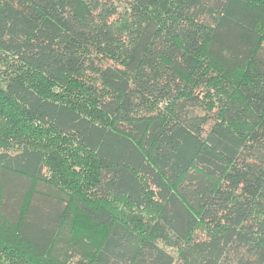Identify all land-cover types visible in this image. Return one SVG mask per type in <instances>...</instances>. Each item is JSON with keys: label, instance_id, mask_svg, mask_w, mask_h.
<instances>
[{"label": "trees", "instance_id": "trees-1", "mask_svg": "<svg viewBox=\"0 0 264 264\" xmlns=\"http://www.w3.org/2000/svg\"><path fill=\"white\" fill-rule=\"evenodd\" d=\"M0 264H264V0H0Z\"/></svg>", "mask_w": 264, "mask_h": 264}, {"label": "rangeland", "instance_id": "rangeland-1", "mask_svg": "<svg viewBox=\"0 0 264 264\" xmlns=\"http://www.w3.org/2000/svg\"><path fill=\"white\" fill-rule=\"evenodd\" d=\"M32 86L35 87L38 91H40V93L52 97L53 94H57V95H62L64 97H66V101L77 105L78 107H80L82 110L87 111V105L83 104V103H78L75 99H70V95L69 93L65 92V91H61L58 89H52L46 82L41 81L39 78H32ZM62 151L61 149H59V151H56V154H60ZM77 158V157H76ZM78 162L82 160V158H77ZM79 169V167H78ZM151 194V193H150ZM113 203V201H112ZM116 206L118 207V210L122 213H130V214H135L138 216L143 217L144 221H148V220H154L156 218V216L158 215L159 212V204L156 200L155 195L151 194V196L149 197V204L146 208L144 209H136L134 207H131L130 205L126 204L124 201L122 200H116L115 201ZM75 232L78 235H84V234H90V225L87 222L86 218L84 216H82L81 214H77L76 215V223H75Z\"/></svg>", "mask_w": 264, "mask_h": 264}]
</instances>
